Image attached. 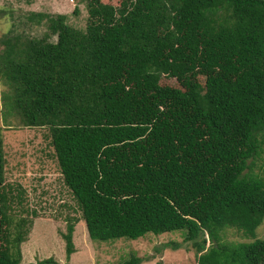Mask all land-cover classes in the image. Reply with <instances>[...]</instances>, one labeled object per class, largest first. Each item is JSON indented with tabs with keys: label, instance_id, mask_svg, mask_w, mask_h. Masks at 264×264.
Instances as JSON below:
<instances>
[{
	"label": "trees",
	"instance_id": "obj_1",
	"mask_svg": "<svg viewBox=\"0 0 264 264\" xmlns=\"http://www.w3.org/2000/svg\"><path fill=\"white\" fill-rule=\"evenodd\" d=\"M79 1L82 31L32 13L54 42L0 40L2 121L47 128L89 240L177 232L194 264H262L264 172L250 167L264 147V0ZM2 175L0 141V264H18L30 221L12 217ZM225 228L250 241H221Z\"/></svg>",
	"mask_w": 264,
	"mask_h": 264
},
{
	"label": "rangeland",
	"instance_id": "obj_2",
	"mask_svg": "<svg viewBox=\"0 0 264 264\" xmlns=\"http://www.w3.org/2000/svg\"><path fill=\"white\" fill-rule=\"evenodd\" d=\"M101 3L116 6L119 0H99ZM73 8L76 13L72 14ZM32 13L47 16L64 15L63 23L73 29L83 30L85 9L79 0H0V40L5 36L20 39H41L54 42L45 22H35ZM30 17V19H29ZM32 17V18H31ZM0 43V51L2 50ZM2 63H0L1 67ZM1 69V68H0ZM1 71V70H0ZM197 81L202 82V78ZM160 84L174 85L170 79H160ZM0 73V141L3 155V185H10L11 195L18 193V203L12 199V217H22L30 221L25 241L19 244L18 264H29L51 258L57 264H119L128 255L140 259L139 264H194L193 251L188 243L181 242L177 232L159 235L145 234L128 240L124 238L108 241H91L87 238L84 226L79 221V211L62 185L58 170L49 146L46 127L20 126L18 117L7 114L5 122L1 117V97L8 93ZM257 150L250 171L261 175L264 172V147ZM34 216H31V213ZM72 222L71 243L73 252L64 259L63 241L59 233L65 231V224ZM255 238L264 240V215L255 229ZM223 242H248L232 228L220 233ZM178 243L179 248L171 250L166 243ZM264 264V260L263 263Z\"/></svg>",
	"mask_w": 264,
	"mask_h": 264
}]
</instances>
